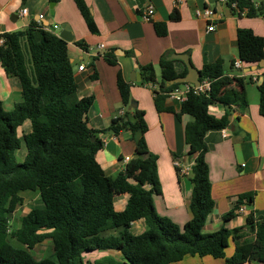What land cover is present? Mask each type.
<instances>
[{
  "label": "trees",
  "instance_id": "obj_1",
  "mask_svg": "<svg viewBox=\"0 0 264 264\" xmlns=\"http://www.w3.org/2000/svg\"><path fill=\"white\" fill-rule=\"evenodd\" d=\"M74 2L88 29L97 33L86 0ZM227 5L240 17H264L262 0H227ZM171 20H180L177 10L171 14ZM154 28L158 37L167 36L166 24H155ZM2 38V65L8 75L20 81L23 102L10 113L0 104V264H177L188 256H210L225 260L226 264H264V218L255 219L253 213L248 216L245 230L258 238L237 237L230 258L226 257V250L232 233L227 228L203 233L214 208L205 138L211 131L227 128L235 108L246 111L249 107L244 90L226 91L234 82L243 88L245 81L230 78L222 60L199 71L201 83L209 81L210 90L205 94L190 92L181 108V115L193 118L185 128V141L189 154L195 157V165L190 203L193 219L180 229L158 216L154 208V195L160 193L158 157L146 145L145 112L134 111V124L125 118L112 123L108 131L114 135H120L122 126L129 124L132 133L140 132L141 138L136 156L125 170L115 178L107 177L96 158L103 144L88 123L94 99L78 97L67 42L37 24ZM237 40L241 63L257 65L264 61V38L240 29ZM107 62L117 65L110 57ZM160 68L159 82L152 66L142 68L141 84L158 85V90L153 91L155 107L164 112L169 111L165 108L169 95L184 86L170 83L186 77L188 69L181 61L167 60V56L161 58ZM118 89L124 106L130 108V85L121 72ZM258 91L260 114L264 117V83ZM217 104L226 108L221 119L209 112ZM27 121L32 124V132L22 140L17 131ZM23 143L27 156L23 163H18L16 152ZM27 191L40 192L43 208L32 210L21 220V228L12 230V215L24 203L20 194ZM119 195H129L121 213L114 208ZM252 202V197L246 201L248 205ZM233 217L230 213L224 220ZM139 220L146 223L148 230L134 236L129 232L130 226ZM11 240L25 249L14 247ZM47 240L53 242L54 256L36 262L31 251ZM98 251H116L119 256H105L93 263L87 259L88 254Z\"/></svg>",
  "mask_w": 264,
  "mask_h": 264
},
{
  "label": "crops",
  "instance_id": "obj_2",
  "mask_svg": "<svg viewBox=\"0 0 264 264\" xmlns=\"http://www.w3.org/2000/svg\"><path fill=\"white\" fill-rule=\"evenodd\" d=\"M86 3L97 33L88 29L74 0H0V38L37 24L40 16H44V26L52 30L57 27L53 33L68 44V57L79 99H94L88 123L98 133L97 137L103 144L96 158L107 177H117L125 170L128 162L135 158L141 133L133 134L129 124L135 123L136 109L145 112L148 127L146 145L158 157L160 193L154 195V208L158 216L180 229L193 219L190 203L195 157L189 154L185 141V128L193 118L181 115L182 104L171 98L165 102V108L169 111L158 112L150 87L154 83L145 86L141 84L142 68L152 66L159 82L160 60L163 56H167L169 61H174L172 59L177 55L187 56L197 71L222 60L230 78L245 81L243 88L234 82L226 91L244 90L249 101L248 109L242 111L235 108L230 125L223 130L211 131L205 138L214 208L207 218L203 233L213 234L227 228L232 235L226 257H232L237 237H243L244 240L258 238V235L251 237L245 230L248 216L253 213L255 219L264 218V117L260 114L258 91V86L264 83V61L257 65L241 63L237 40L240 29L251 30L256 36L264 38V17H240L228 7L227 0H86ZM149 5L155 8V14L151 21L146 22L142 13ZM23 9L28 11L25 17L21 16ZM205 9L213 11L211 20L203 17ZM174 10L180 14L177 22L171 20ZM155 24L167 25L166 37H158ZM211 26L214 27L212 32L208 30ZM101 44L105 48L97 52V46ZM107 57L117 65H110ZM236 62L241 63L240 70L232 68ZM81 66H85L83 72L79 71ZM137 70L141 80L133 83L131 80L136 78ZM119 72L130 85L136 109L127 108L123 104L118 89ZM256 78L257 83L254 82ZM181 89L184 90L183 87ZM22 102L20 81L6 73L0 58L1 107L10 113ZM209 112L216 119H221L226 114V108L217 104L211 106ZM118 118H125L129 124L122 126L120 135L116 136L108 130ZM17 132L23 140L32 132L31 122H25ZM26 156L27 149L23 143L16 152L17 162L23 163ZM20 196L24 203L12 215V230L20 229L21 220L32 210L43 208L40 192L27 191ZM250 197L253 202L248 205L246 201ZM128 201L129 195L117 196L114 201L115 211L123 212ZM243 205L246 214H238V209ZM230 213L234 217L226 222L224 218ZM147 230L146 223L139 220L131 224L129 232L138 236ZM11 244L25 249L16 240H11ZM31 254L38 260L36 262L51 259L54 256L52 240L38 245ZM109 255L116 257L119 252L98 251L88 254L87 259L93 263ZM177 264L226 262L210 256H188Z\"/></svg>",
  "mask_w": 264,
  "mask_h": 264
},
{
  "label": "built area",
  "instance_id": "obj_3",
  "mask_svg": "<svg viewBox=\"0 0 264 264\" xmlns=\"http://www.w3.org/2000/svg\"><path fill=\"white\" fill-rule=\"evenodd\" d=\"M234 8H236V4L233 5ZM28 14V11L27 9H23L21 11V16L25 17L27 16ZM155 14V8L152 6V5H149L147 8H145V10H143V13H142V18L144 19V21L146 22H149L151 21V19L153 18ZM213 11L210 10V9H205L204 12H203V17L208 19V20H211L213 18ZM44 21V16H40L39 17V20L37 22V25L41 28H43L45 31L47 32H50V33H53L57 27L54 28V30L50 29L49 27L47 26H44L42 24V22ZM210 32L214 31V27L211 26L209 27L208 29ZM5 43V40L3 38H0V46L3 45ZM105 48V46L103 44L97 46V52L98 51H102L103 49ZM241 63L240 62H236L234 64V69L235 70H240L241 69ZM85 70V66H81L79 67V71L80 72H83ZM255 83L258 82V78H256L254 80ZM210 82L209 81H205L203 83H201V85L199 87H196L194 85H191V84H186L183 86V91L181 88L179 89H176L174 92H172L170 95H169V98L171 99H175L177 101H179L181 104H183V102H185L187 100V95L194 91L195 94H205L206 92H208L210 90ZM151 89L153 91H157L158 90V85L157 84H153L150 86ZM177 166H179V164H176ZM238 214H246V208L245 206H241L239 209H238Z\"/></svg>",
  "mask_w": 264,
  "mask_h": 264
},
{
  "label": "water",
  "instance_id": "obj_4",
  "mask_svg": "<svg viewBox=\"0 0 264 264\" xmlns=\"http://www.w3.org/2000/svg\"><path fill=\"white\" fill-rule=\"evenodd\" d=\"M62 37L64 38V36H62ZM172 60L183 62L187 66L188 74L184 78H179V79H176V80L172 81L170 83V85H175V84H182V85L191 84V85H194L196 87H199L201 85V81H200L201 75H200V72L197 71L191 65V63L189 61V58L187 56L177 55V56H174ZM135 67H137V66L135 65ZM135 74H136V78L131 80L133 83L139 82L141 80V74H140V72L138 70L135 72ZM131 107L133 109H136L137 108L136 103L135 102H132L131 103ZM92 141L95 142L96 139L93 138Z\"/></svg>",
  "mask_w": 264,
  "mask_h": 264
},
{
  "label": "rangeland",
  "instance_id": "obj_5",
  "mask_svg": "<svg viewBox=\"0 0 264 264\" xmlns=\"http://www.w3.org/2000/svg\"><path fill=\"white\" fill-rule=\"evenodd\" d=\"M256 90H257V89H256ZM230 240H231V237H230ZM229 243H230V242H229ZM35 255H36V252H35ZM47 257H48V256H47ZM47 257H46V258H47ZM48 258H49V257H48ZM34 259H36V258L34 257ZM35 261H38V260L36 259Z\"/></svg>",
  "mask_w": 264,
  "mask_h": 264
}]
</instances>
